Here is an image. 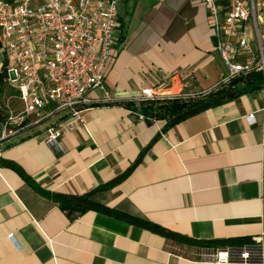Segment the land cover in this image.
Masks as SVG:
<instances>
[{
  "label": "crops",
  "instance_id": "crops-1",
  "mask_svg": "<svg viewBox=\"0 0 264 264\" xmlns=\"http://www.w3.org/2000/svg\"><path fill=\"white\" fill-rule=\"evenodd\" d=\"M119 18L105 80L119 101L88 107L83 126L64 132L61 153L39 129L0 144V264H246L213 261L211 249L108 212L65 208L25 178L193 239L264 232V88L167 129L148 123L136 99L143 89L200 98L226 68L203 0H127Z\"/></svg>",
  "mask_w": 264,
  "mask_h": 264
},
{
  "label": "built area",
  "instance_id": "built-area-1",
  "mask_svg": "<svg viewBox=\"0 0 264 264\" xmlns=\"http://www.w3.org/2000/svg\"><path fill=\"white\" fill-rule=\"evenodd\" d=\"M126 1L0 0V78L20 105L18 114L8 116L3 128H12L1 134L0 144L39 129L47 145L61 153L64 132L83 126L88 107L119 101L106 90L105 80L116 48L119 6ZM204 2L215 50L226 68L214 89L252 72L264 77V0ZM174 98L187 97L163 96L147 87L136 99ZM245 119L251 126L258 123L256 113ZM210 258L264 264V232L241 247L218 249Z\"/></svg>",
  "mask_w": 264,
  "mask_h": 264
},
{
  "label": "trees",
  "instance_id": "trees-1",
  "mask_svg": "<svg viewBox=\"0 0 264 264\" xmlns=\"http://www.w3.org/2000/svg\"><path fill=\"white\" fill-rule=\"evenodd\" d=\"M120 22V20H119ZM8 88L6 83H4L2 77L0 78V96L4 94L5 89ZM264 88V77L261 72H252L244 76H240L232 79L229 83L223 85L218 89L212 90L210 93L206 94L200 98H174V99H165V100H145L139 103L140 111L145 116L148 123L153 121L162 122L165 124V128H170L175 124L179 123L187 116H184L177 120L174 119L188 110L197 107L199 105L211 102L212 106L221 104L226 101H230L238 98L242 94L251 93L256 90ZM128 107H133L131 102L126 103ZM9 115L4 114V111L0 105V136L3 131V126L5 125ZM35 130V129H31ZM25 178L32 184V186L40 193L47 195L53 198L56 201H59L65 208L77 209L84 211L87 209H93L102 212H108L112 215H115L118 218L127 220L133 225L157 232L169 239H172L178 243L196 246L200 250L202 249H211V253L217 251L218 249H223L229 246H243L251 242L248 238H236V239H215V240H198L193 239L192 237L181 235L169 231L160 225L152 223L146 219L131 216L123 212L108 208L102 204H99L91 200L88 196L83 198L81 197H71L66 198L60 193H48L38 187L28 176Z\"/></svg>",
  "mask_w": 264,
  "mask_h": 264
},
{
  "label": "rangeland",
  "instance_id": "rangeland-1",
  "mask_svg": "<svg viewBox=\"0 0 264 264\" xmlns=\"http://www.w3.org/2000/svg\"><path fill=\"white\" fill-rule=\"evenodd\" d=\"M0 105L4 111V114H18L20 110V105L16 99L14 92L10 88H6L4 94L0 96ZM12 127L3 128L2 134L8 133V130Z\"/></svg>",
  "mask_w": 264,
  "mask_h": 264
},
{
  "label": "water",
  "instance_id": "water-1",
  "mask_svg": "<svg viewBox=\"0 0 264 264\" xmlns=\"http://www.w3.org/2000/svg\"><path fill=\"white\" fill-rule=\"evenodd\" d=\"M211 105H212V103H211V102H208V103H205V104L199 105V106H197V107H194V108L188 110L187 112H184V113L178 115V116L174 119V121L176 122L177 120H179L180 118H182V117H184V116L191 115V114H195V113H197L198 111H200V110H202V109H205V108L210 107Z\"/></svg>",
  "mask_w": 264,
  "mask_h": 264
},
{
  "label": "flooded vegetation",
  "instance_id": "flooded-vegetation-1",
  "mask_svg": "<svg viewBox=\"0 0 264 264\" xmlns=\"http://www.w3.org/2000/svg\"><path fill=\"white\" fill-rule=\"evenodd\" d=\"M203 3L205 4L204 0H203Z\"/></svg>",
  "mask_w": 264,
  "mask_h": 264
}]
</instances>
